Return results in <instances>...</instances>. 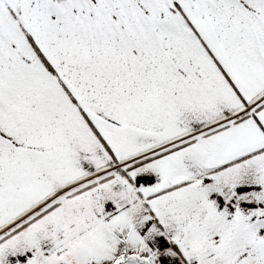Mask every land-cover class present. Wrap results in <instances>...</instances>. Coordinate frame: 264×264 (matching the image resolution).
I'll return each instance as SVG.
<instances>
[{
	"label": "snow or ice",
	"instance_id": "obj_1",
	"mask_svg": "<svg viewBox=\"0 0 264 264\" xmlns=\"http://www.w3.org/2000/svg\"><path fill=\"white\" fill-rule=\"evenodd\" d=\"M0 264H264V0H0Z\"/></svg>",
	"mask_w": 264,
	"mask_h": 264
}]
</instances>
